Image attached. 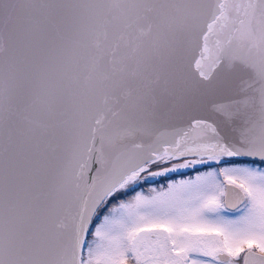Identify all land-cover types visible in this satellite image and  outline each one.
Here are the masks:
<instances>
[{"label":"snow or ice","instance_id":"6c2138e0","mask_svg":"<svg viewBox=\"0 0 264 264\" xmlns=\"http://www.w3.org/2000/svg\"><path fill=\"white\" fill-rule=\"evenodd\" d=\"M0 264H264V0H0Z\"/></svg>","mask_w":264,"mask_h":264},{"label":"flooded vegetation","instance_id":"af4514ba","mask_svg":"<svg viewBox=\"0 0 264 264\" xmlns=\"http://www.w3.org/2000/svg\"><path fill=\"white\" fill-rule=\"evenodd\" d=\"M173 177H175L176 179H179V178H181V175H185L186 176V174H180V173H174V174H171Z\"/></svg>","mask_w":264,"mask_h":264}]
</instances>
